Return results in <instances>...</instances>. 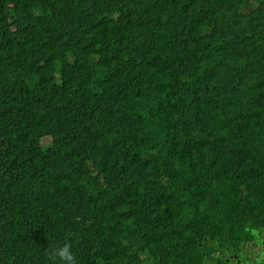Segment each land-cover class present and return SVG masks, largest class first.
<instances>
[{"label":"trees","instance_id":"1","mask_svg":"<svg viewBox=\"0 0 264 264\" xmlns=\"http://www.w3.org/2000/svg\"><path fill=\"white\" fill-rule=\"evenodd\" d=\"M263 231L264 0H0V264H232Z\"/></svg>","mask_w":264,"mask_h":264},{"label":"flooded vegetation","instance_id":"2","mask_svg":"<svg viewBox=\"0 0 264 264\" xmlns=\"http://www.w3.org/2000/svg\"><path fill=\"white\" fill-rule=\"evenodd\" d=\"M256 240L249 242L246 245H243V249L240 252L241 259L237 258V255L228 254L226 257V260L230 261L232 264H241L242 260L252 263L253 260H257L260 257L259 251L261 252L262 258L258 262L259 264H264L263 258H264V231L263 232H256ZM250 247L257 249V258L252 259L251 253H250ZM243 257V259H242ZM236 260V261H235Z\"/></svg>","mask_w":264,"mask_h":264},{"label":"clouds","instance_id":"3","mask_svg":"<svg viewBox=\"0 0 264 264\" xmlns=\"http://www.w3.org/2000/svg\"><path fill=\"white\" fill-rule=\"evenodd\" d=\"M46 255L49 264H77L74 252L67 242L50 247L46 250Z\"/></svg>","mask_w":264,"mask_h":264},{"label":"rangeland","instance_id":"4","mask_svg":"<svg viewBox=\"0 0 264 264\" xmlns=\"http://www.w3.org/2000/svg\"><path fill=\"white\" fill-rule=\"evenodd\" d=\"M250 253H251L252 259L257 258V254H258L257 253V249L255 250L254 248L250 247ZM259 254H260L259 259H257L256 261L253 260L252 263H249V264H259L258 262L261 260V258L263 256V255H261V252L260 251H259Z\"/></svg>","mask_w":264,"mask_h":264}]
</instances>
